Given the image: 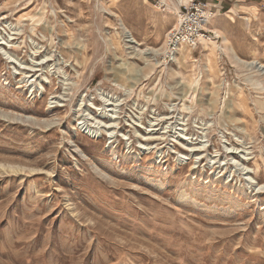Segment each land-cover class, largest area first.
<instances>
[{
    "label": "rangeland",
    "instance_id": "1",
    "mask_svg": "<svg viewBox=\"0 0 264 264\" xmlns=\"http://www.w3.org/2000/svg\"><path fill=\"white\" fill-rule=\"evenodd\" d=\"M157 1L0 0V264H264V4Z\"/></svg>",
    "mask_w": 264,
    "mask_h": 264
},
{
    "label": "built area",
    "instance_id": "2",
    "mask_svg": "<svg viewBox=\"0 0 264 264\" xmlns=\"http://www.w3.org/2000/svg\"><path fill=\"white\" fill-rule=\"evenodd\" d=\"M165 1L159 0L157 3L163 6L166 5ZM171 1L177 4V8L173 11L175 24L165 36L166 56H174L183 47L194 51L202 46V42L214 37L210 30L205 29L208 17L214 15L211 4L197 0Z\"/></svg>",
    "mask_w": 264,
    "mask_h": 264
},
{
    "label": "crops",
    "instance_id": "3",
    "mask_svg": "<svg viewBox=\"0 0 264 264\" xmlns=\"http://www.w3.org/2000/svg\"><path fill=\"white\" fill-rule=\"evenodd\" d=\"M197 1H201V2H208L209 4L212 5L213 9H220L222 7H226L223 6L225 4H227L228 2H232V1H237V2H244V4L250 8H253L255 5H258V3L260 4H264V0H197Z\"/></svg>",
    "mask_w": 264,
    "mask_h": 264
},
{
    "label": "bare ground",
    "instance_id": "4",
    "mask_svg": "<svg viewBox=\"0 0 264 264\" xmlns=\"http://www.w3.org/2000/svg\"><path fill=\"white\" fill-rule=\"evenodd\" d=\"M174 5V10L177 8V4L175 3V4H173ZM238 6V5H237ZM232 13H234V10H232L231 11ZM206 15H208V14H206ZM213 18V15L212 16H210V17H208V22L206 23V26L209 24V22H210V20ZM206 26H205V28H206ZM207 29V28H206ZM127 37H130L131 39H133L131 36H127ZM128 42V41H127ZM130 42V41H129ZM132 42H134V41H132ZM203 43V42H202ZM192 53H191V51H189V52H186V51H180V60L181 59H185V58H190L192 55H191ZM230 57H232V59H235V54H233V52L231 53V55H230ZM192 58V57H191ZM236 61V63H241L239 60H235ZM249 66L250 67H252L253 66V68H256L257 70H259V72H264V65H260V64H256V63H253V62H251V63H249ZM24 82V81H23ZM102 113V112H101ZM186 143V142H185ZM194 150V149H193ZM197 150V149H196ZM195 150V151H196ZM190 152V151H189ZM191 153V152H190ZM193 153V152H192ZM214 161V160H213ZM250 172V171H249ZM262 187V186H261ZM260 189V188H259Z\"/></svg>",
    "mask_w": 264,
    "mask_h": 264
}]
</instances>
